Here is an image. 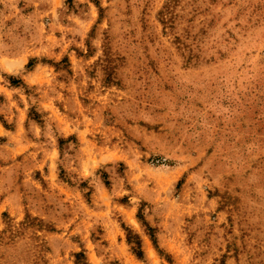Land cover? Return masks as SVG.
<instances>
[{"label": "rangeland", "instance_id": "1", "mask_svg": "<svg viewBox=\"0 0 264 264\" xmlns=\"http://www.w3.org/2000/svg\"><path fill=\"white\" fill-rule=\"evenodd\" d=\"M80 251L264 264V0H0V264Z\"/></svg>", "mask_w": 264, "mask_h": 264}, {"label": "trees", "instance_id": "2", "mask_svg": "<svg viewBox=\"0 0 264 264\" xmlns=\"http://www.w3.org/2000/svg\"><path fill=\"white\" fill-rule=\"evenodd\" d=\"M144 221V220H143ZM144 224L147 226V229L150 233V235L152 236V239H153V242L154 244H157V239L153 233V228L151 226H149L146 222H144ZM128 240L130 242H132V238H131V235L128 236ZM136 245L133 247L134 249V252L138 255V256H142L143 255V251L141 249V242L140 240L137 238V240L135 241ZM76 255V260H77V264L80 263L81 259L85 257V253L83 251H80V252H76L75 253Z\"/></svg>", "mask_w": 264, "mask_h": 264}]
</instances>
